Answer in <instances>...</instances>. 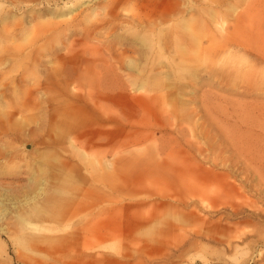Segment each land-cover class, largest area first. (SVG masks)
<instances>
[{
  "label": "rangeland",
  "instance_id": "1",
  "mask_svg": "<svg viewBox=\"0 0 264 264\" xmlns=\"http://www.w3.org/2000/svg\"><path fill=\"white\" fill-rule=\"evenodd\" d=\"M2 194L0 264H264V0H0Z\"/></svg>",
  "mask_w": 264,
  "mask_h": 264
},
{
  "label": "bare ground",
  "instance_id": "2",
  "mask_svg": "<svg viewBox=\"0 0 264 264\" xmlns=\"http://www.w3.org/2000/svg\"><path fill=\"white\" fill-rule=\"evenodd\" d=\"M41 190H42V188H41ZM6 194H7V193H6ZM4 196H5V195L2 194V195H1V198H0V199H1V200H0L1 210H3V209H4V210H7V209H8V206L6 205V203H5L4 200H3V197H4ZM8 197H10V196H8ZM26 197H27V198H26ZM26 197H25V199H28V198L32 197V195H31V196H30V195H27ZM5 198H6V197H5ZM6 199H7V198H6ZM9 199H11V198H9ZM9 199H7V200H9ZM34 199H35V198H34ZM34 199H32V200H34ZM12 200H13V199H12ZM13 201H14V200H13ZM6 202H7V201H6ZM9 202H11V201H8V203H9ZM8 205H9V204H8Z\"/></svg>",
  "mask_w": 264,
  "mask_h": 264
},
{
  "label": "crops",
  "instance_id": "3",
  "mask_svg": "<svg viewBox=\"0 0 264 264\" xmlns=\"http://www.w3.org/2000/svg\"><path fill=\"white\" fill-rule=\"evenodd\" d=\"M95 110H97V109H95ZM100 113V112H99ZM100 118H102V119H104V120H108V121H117V119H118V117L117 116H104V117H102V114H100Z\"/></svg>",
  "mask_w": 264,
  "mask_h": 264
}]
</instances>
